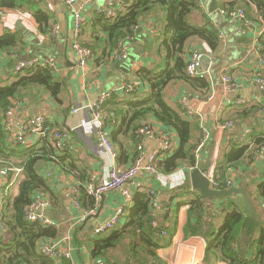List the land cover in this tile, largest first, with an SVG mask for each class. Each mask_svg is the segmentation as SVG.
Instances as JSON below:
<instances>
[{
	"label": "crops",
	"instance_id": "0c3cea01",
	"mask_svg": "<svg viewBox=\"0 0 264 264\" xmlns=\"http://www.w3.org/2000/svg\"><path fill=\"white\" fill-rule=\"evenodd\" d=\"M212 1H215L217 11L210 9ZM194 2L196 8L188 16L189 22L199 26L208 23L222 39L220 48L216 52H212V62L210 63L208 58H205L199 68V76H205L210 84L209 90L207 92L193 91L181 82H172L164 90V100L173 110L183 109L186 113L190 110L195 112V115H192V122L199 121V116L204 120L205 127L209 132V141L206 149L202 152L200 165L208 157L210 145L214 147L217 140L221 143V149L216 161V169H219L224 163V157L231 152L233 145L238 148L246 147L247 152L240 163L232 166L225 165L226 175L223 181H230L231 188L242 187L245 189L260 216L262 222L260 223L264 226V198L259 195L258 191L259 186L264 183V148H258L259 146L255 145V140L264 136V91L256 82L258 73L264 76V68L260 66L262 56L259 44L261 38L264 40V24L259 25L255 22L256 13L253 7L245 8L237 5L238 0H194ZM107 4L108 0H76L72 7H69L65 4V0H34L35 11L42 10L50 15L52 28L48 35L42 34L38 30L33 16L27 12H5L0 22V36L6 32L17 34L22 45L18 52L9 55L0 54L2 85L9 86L15 82L17 63L34 58L54 64L51 71L62 87L57 100L43 90L33 89L23 99L12 101L6 115V127L10 140H15L24 121L33 116L44 117L54 127L53 129L66 131L67 138L64 142V149H68L75 160L78 171L88 174V181L95 184L100 182L111 166L126 168L129 162L122 164L118 160V153L115 152V157H112L103 149L89 113L81 108L90 105L105 93L112 92L123 99L127 94L119 92V89L126 86L133 87V99H143L149 93L148 88L136 73L143 68L153 70L155 73L160 72L161 70L158 69L163 67L165 56V53L159 50V44L163 38L164 16L162 11L157 8L155 13L143 18L135 28V37L127 42L128 54L125 60L116 62L113 60V56L106 59L98 47L92 51L93 56L88 61L86 68H78V57L71 48L74 12L82 9L83 28L78 39L79 43L83 46L85 44L93 45V34L99 29L95 25V18L106 14ZM233 4L235 5L234 10L244 11L250 25L245 26L239 20L220 13L224 9L228 10ZM122 7V5H116L113 12L121 10L123 12L125 9ZM204 45L206 44L197 39H191L187 44L186 58L188 59L193 51L201 50ZM205 61L207 62L205 63ZM225 68L229 69L237 86L235 93L227 92L221 82V74ZM184 98L185 102L182 104L181 101ZM238 101L247 104L238 106ZM248 108L252 109V113L248 118H244L242 111ZM75 110L76 112H74ZM227 122L233 123L230 129L223 131L217 129L216 126ZM144 124L152 126L158 134L169 137L175 147H178V141L173 131H165L158 122L151 118L139 122V128ZM158 134L154 138L137 139L136 144L140 142L144 147L145 157L159 149L160 135ZM191 134L193 144L197 145L202 135L196 123H194ZM32 138L33 136L29 140ZM38 141L35 138L34 144ZM131 148H134L132 143ZM15 163L20 164L19 161ZM43 168L57 193L54 200L57 205L56 210L50 209L48 216L53 213L52 219L60 231V237L69 238L73 248V258L68 263L94 264L83 246L79 250L74 247L71 234L75 227L79 231L91 233L98 223H103L113 217L123 203L122 195L119 192H110L101 196L95 213L87 215L84 222L75 225L76 217L78 218L80 214L76 215L73 209L69 190L70 183L75 179L73 176L59 174L51 165H46ZM189 169H183V182L177 183L175 187L171 186V180L166 184L161 183L160 180L146 173L138 175L129 187L132 195L140 192H153L157 199L154 207L155 222L158 225H163L169 238L171 237L170 245L157 251V256L163 263H223L213 258L206 259L205 238L193 235L191 230H187L189 207L183 205L178 209L175 206L180 200H171L172 192L181 187L184 182L188 183L191 194L199 196L198 191H193L191 188L189 181L191 170ZM16 170H19L17 166ZM22 179V174L17 176L18 184L13 183L6 189V193L9 192L15 197ZM4 184H6V180L0 177V191ZM229 200L203 201L206 210L215 211L222 204L228 203ZM230 201L238 203L237 199ZM239 203L241 202L239 201ZM98 213V218L95 219L93 216ZM122 223H125L123 218H121ZM167 232L165 231L166 234Z\"/></svg>",
	"mask_w": 264,
	"mask_h": 264
},
{
	"label": "trees",
	"instance_id": "16d2710c",
	"mask_svg": "<svg viewBox=\"0 0 264 264\" xmlns=\"http://www.w3.org/2000/svg\"><path fill=\"white\" fill-rule=\"evenodd\" d=\"M237 5L253 7L256 23L264 24V0H238ZM123 12H112L111 16H96L98 30L93 34V45L84 46L91 51L100 47L102 56L110 59L117 50L119 41L135 37V28L147 15L159 8L164 16V29L159 50L165 53L163 67L158 73L150 69H141L136 74L147 85L148 94L141 100L133 99V92L120 99L115 94L102 107L107 115L104 131L118 153L120 163L129 162V167L138 155V141L134 132L139 122L151 118L165 131H173L178 141L172 153L160 158L155 167L159 174H167L176 168H192L195 165L192 152L196 145L192 141L194 123L183 109L173 110L164 100V90L172 82H181L193 91L207 92L209 82L205 76L191 77L186 74L188 42L191 39L205 43L216 52L222 39L218 32L207 24L194 25L188 20L189 14L196 8L194 0H126L122 4ZM235 5L224 9L226 14L236 11ZM1 12L30 13L38 30L48 35L51 32L50 15L42 10H34V0H0ZM114 11V9H113ZM227 16V15H226ZM251 22L253 20L249 19ZM261 56L264 58V40H259ZM21 39L17 34L6 32L0 36V54L6 55L20 51ZM0 80V170H6V184L1 187L3 193L14 183L16 166L22 170L23 179L19 183L18 194L13 197L5 192L0 199V264H69L55 260L40 252V245L48 240L61 239L56 227H47L39 222H29L24 210L37 196H48L51 209L56 210L57 197L44 166L51 165L59 174L73 176L78 184L81 209L88 213L96 209L95 201L88 196L84 185L89 182L88 174L78 171L68 149L57 151L52 140L42 137L31 147H24L10 140L6 127L7 113L12 101L23 99L33 89L43 90L57 100L62 87L57 77L48 67L36 66L23 73H17L11 85H2ZM243 117L248 118L252 109H244ZM51 126L49 129L52 130ZM131 143L134 148H131ZM136 144V145H135ZM258 148H264V136L255 140ZM131 148V149H130ZM246 147L232 146L224 157V163L216 169L215 181L220 188L225 187V165L240 163L246 154ZM19 161L20 164L15 162ZM118 162V163H119ZM125 167V166H124ZM185 183V182H184ZM183 183V184H184ZM172 192L171 200L178 199V209L189 207L187 230L206 240V259L213 258L225 264H264V226L252 218L246 203L237 197L218 200L237 199L238 203L222 204L215 211H208L200 196L189 192L188 183ZM259 195L264 198V183L259 186ZM150 192L133 195L132 204L125 209L122 218L125 223L104 235H94L75 227L71 239L74 247H84L86 254L94 264H165L157 256V251L171 243V237L163 225L155 222L156 214L151 208ZM208 201V200H206ZM239 201L241 203H239ZM213 202V201H209ZM166 235H161L163 232Z\"/></svg>",
	"mask_w": 264,
	"mask_h": 264
},
{
	"label": "built area",
	"instance_id": "2783aa9c",
	"mask_svg": "<svg viewBox=\"0 0 264 264\" xmlns=\"http://www.w3.org/2000/svg\"><path fill=\"white\" fill-rule=\"evenodd\" d=\"M76 0H65V4L69 7L75 3ZM126 0H108L107 9L105 10L106 16H111L113 9L116 5H122ZM5 12L0 11V22L4 16ZM224 16H228L230 18H234L239 20L243 25L248 26L250 22L247 21L244 11L236 10L232 11L228 14L223 10L220 12ZM74 23L71 32V48L73 52L78 57V68L84 69L87 66L89 60H91L93 53L87 47L81 45L78 41L83 28L82 22V9L74 12ZM131 38H126L124 40L119 41L117 50L113 54V60L116 62H121L127 58L128 54V46L127 42L131 41ZM208 58V61L212 62V51L204 45L201 50H195L190 54L188 58V62L185 68V72L187 75L191 77L199 76V68L204 59ZM44 66L48 67L50 70L54 68V64L52 62H45L40 60H30L25 62L17 63L15 70L17 73H23L24 71L30 70L36 66ZM46 65V66H45ZM260 66L264 68V58L262 57L260 60ZM221 82L227 92L235 93L237 91V86L235 81L230 75L229 69L225 68L221 74ZM256 82L261 86L264 91V76L258 73L256 77ZM133 91L132 86H126L119 89V92H123L124 94H128ZM112 93V92H111ZM111 93H105L100 95L97 99L93 101L90 105L84 106L81 109L86 110L91 118V122L94 124L97 130V136L100 140V143L103 149L112 157H115V150L112 146L111 140L109 136L106 134L104 129L106 128V120L107 115L102 111V107L106 103V101L110 98ZM185 102V98L182 99L181 103ZM244 104L243 101H238L237 105L242 106ZM76 112V110L74 111ZM187 114L189 116L195 115V112L192 110L188 111ZM199 126L201 130V139L196 145L195 149L192 152V156L195 161L194 167L189 170L193 171L198 168L200 165L202 152L206 149L207 143L209 141V132L205 127V122L202 117L199 116ZM7 125V124H6ZM233 126L232 122H227L225 124H219L217 129L223 131L225 129H230ZM51 127L50 123L42 116H33L22 123L19 128L18 133L15 137V143H18L24 147L32 146L35 142V138L39 140L42 137L47 136L49 134L52 144L57 151H61L65 148V139L67 138L66 131H59L49 128ZM137 139H141L143 137L154 138L158 133L155 129L149 124H144L140 128H138L134 132ZM160 135V134H158ZM33 136L31 140L29 138ZM214 147L212 145V154H211V164L207 168V170L203 173V176L213 184L216 189H228L232 187V183L230 181H226L225 187L220 188L219 184L215 181L216 174V161L219 156V151L221 149V143L219 140L215 141ZM175 145L170 140L169 137L160 135V147L158 150L151 153L148 157H145L144 147L140 142L137 143V151L138 155L133 163L126 168H120L116 165L111 166V168L107 171L106 175L103 176L99 183L95 184L93 182H87L84 185V189L88 196L92 197L96 204V209L98 208V204L101 196L110 192H119L122 195L123 203L121 207H119L113 217L108 220H105L103 223L98 224L93 228L94 235H104L110 233L114 229H116L121 224V218L124 215L125 209L131 206L132 204V191L129 185L136 179L138 175L141 173L149 174L151 177L157 179L158 176H161L156 170L155 163L162 157L167 154L172 153ZM14 180L16 184L19 181L16 180V177L22 174V170L14 171ZM0 177L4 180L8 177V172L6 170H0ZM14 182V183H15ZM13 183H11L7 188L11 187ZM6 188V189H7ZM70 194H71V203L75 213L79 215L76 217L75 225L80 224L86 220L87 215H91L95 213V210L90 211L88 213H83L84 211L80 206V196L78 191V184L75 181H72L69 186ZM6 192V191H5ZM5 192L0 191V199L4 196ZM153 198L151 199V208L154 211V207L156 205L157 199L153 192H150ZM51 209V203L48 197L46 196H37L34 201L26 207L24 210V217L29 222H39L40 224L47 227H56V223L53 219L48 216V213ZM161 235H166L165 232L161 233ZM40 252L57 263H60L63 260L71 261L73 256V248L70 244V240L67 237L56 239L54 241L48 240L46 242L41 243ZM225 264V263H218Z\"/></svg>",
	"mask_w": 264,
	"mask_h": 264
},
{
	"label": "water",
	"instance_id": "95a60500",
	"mask_svg": "<svg viewBox=\"0 0 264 264\" xmlns=\"http://www.w3.org/2000/svg\"><path fill=\"white\" fill-rule=\"evenodd\" d=\"M210 9L217 11V5H216L215 1L211 2ZM206 62L207 61H205V63ZM211 147H212V145H210V151L208 153V157L206 158L205 162L203 164L199 165L198 168L194 169L189 174V181H190V185H191L192 190L198 191L199 196L203 200H208V201L221 200V199L230 198V197H234V196L239 198V199H242L246 203V205L250 211L251 217L255 218L258 222H261L260 216L258 215L252 200L248 197L245 189H243L242 187H233V188H228V189H216L213 186V184L210 183L203 176V173L207 170V168L211 164V150H212ZM57 189H58V187H57ZM98 215H99V213L93 217L95 219H97ZM53 216L54 215L52 213L51 216H49V217L52 219Z\"/></svg>",
	"mask_w": 264,
	"mask_h": 264
},
{
	"label": "clouds",
	"instance_id": "9594fccd",
	"mask_svg": "<svg viewBox=\"0 0 264 264\" xmlns=\"http://www.w3.org/2000/svg\"><path fill=\"white\" fill-rule=\"evenodd\" d=\"M158 180L161 181V183H168L169 180L172 181L171 186L175 187L177 183L183 182V168H176L174 171L167 173V174H161V176L157 177Z\"/></svg>",
	"mask_w": 264,
	"mask_h": 264
},
{
	"label": "rangeland",
	"instance_id": "374dc122",
	"mask_svg": "<svg viewBox=\"0 0 264 264\" xmlns=\"http://www.w3.org/2000/svg\"><path fill=\"white\" fill-rule=\"evenodd\" d=\"M22 60V59H21ZM27 60H39V59H25V60H22V62H25V61H27ZM173 264H175V263H173ZM193 264H195V263H193Z\"/></svg>",
	"mask_w": 264,
	"mask_h": 264
}]
</instances>
